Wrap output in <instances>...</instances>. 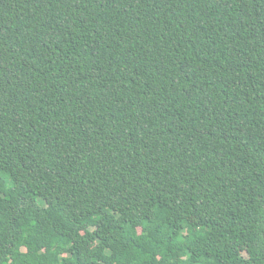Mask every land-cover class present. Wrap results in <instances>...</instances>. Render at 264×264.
<instances>
[{
	"label": "trees",
	"instance_id": "obj_1",
	"mask_svg": "<svg viewBox=\"0 0 264 264\" xmlns=\"http://www.w3.org/2000/svg\"><path fill=\"white\" fill-rule=\"evenodd\" d=\"M0 264H264V0H0Z\"/></svg>",
	"mask_w": 264,
	"mask_h": 264
},
{
	"label": "rangeland",
	"instance_id": "obj_2",
	"mask_svg": "<svg viewBox=\"0 0 264 264\" xmlns=\"http://www.w3.org/2000/svg\"><path fill=\"white\" fill-rule=\"evenodd\" d=\"M241 251L244 252L245 251V248L244 246H241Z\"/></svg>",
	"mask_w": 264,
	"mask_h": 264
}]
</instances>
